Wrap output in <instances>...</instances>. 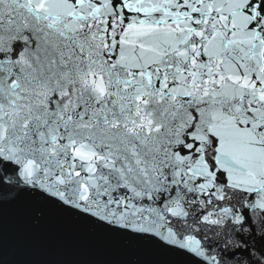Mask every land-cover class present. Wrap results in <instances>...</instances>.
Returning a JSON list of instances; mask_svg holds the SVG:
<instances>
[{
	"label": "snow or ice",
	"instance_id": "6c2138e0",
	"mask_svg": "<svg viewBox=\"0 0 264 264\" xmlns=\"http://www.w3.org/2000/svg\"><path fill=\"white\" fill-rule=\"evenodd\" d=\"M53 219L264 264V0H0V247Z\"/></svg>",
	"mask_w": 264,
	"mask_h": 264
},
{
	"label": "water",
	"instance_id": "95a60500",
	"mask_svg": "<svg viewBox=\"0 0 264 264\" xmlns=\"http://www.w3.org/2000/svg\"><path fill=\"white\" fill-rule=\"evenodd\" d=\"M83 230L53 219L49 226L21 231L10 226L0 247V264H106L125 259L103 248L81 243Z\"/></svg>",
	"mask_w": 264,
	"mask_h": 264
}]
</instances>
